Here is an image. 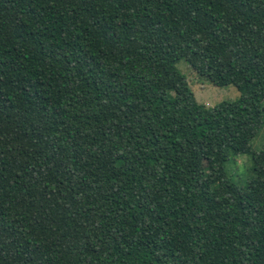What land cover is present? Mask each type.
Segmentation results:
<instances>
[{"label": "trees", "instance_id": "1", "mask_svg": "<svg viewBox=\"0 0 264 264\" xmlns=\"http://www.w3.org/2000/svg\"><path fill=\"white\" fill-rule=\"evenodd\" d=\"M263 103L264 0H0V264H264Z\"/></svg>", "mask_w": 264, "mask_h": 264}, {"label": "rangeland", "instance_id": "2", "mask_svg": "<svg viewBox=\"0 0 264 264\" xmlns=\"http://www.w3.org/2000/svg\"><path fill=\"white\" fill-rule=\"evenodd\" d=\"M178 68L187 80L195 94L197 102L209 108L223 101L237 100L240 98V92L233 85L227 87H218L208 81H203L192 71L191 67L181 61ZM264 108V103H263ZM264 145V126L258 136L252 142V153L262 149ZM254 159L252 154L233 159L227 165L228 174L240 186L247 185L254 179L253 173Z\"/></svg>", "mask_w": 264, "mask_h": 264}]
</instances>
